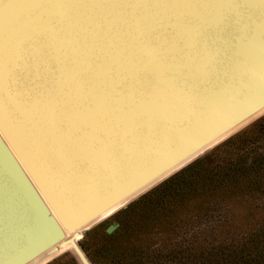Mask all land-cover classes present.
Instances as JSON below:
<instances>
[{"label": "water", "instance_id": "95a60500", "mask_svg": "<svg viewBox=\"0 0 264 264\" xmlns=\"http://www.w3.org/2000/svg\"><path fill=\"white\" fill-rule=\"evenodd\" d=\"M263 109L264 0H0V264H93L82 229Z\"/></svg>", "mask_w": 264, "mask_h": 264}, {"label": "trees", "instance_id": "16d2710c", "mask_svg": "<svg viewBox=\"0 0 264 264\" xmlns=\"http://www.w3.org/2000/svg\"><path fill=\"white\" fill-rule=\"evenodd\" d=\"M113 218L116 230L106 232L95 249L103 264H165L178 257L188 235L196 250L193 264H264V118L217 143ZM120 237L130 238L129 244L117 245ZM156 237L161 244L155 246Z\"/></svg>", "mask_w": 264, "mask_h": 264}, {"label": "rangeland", "instance_id": "374dc122", "mask_svg": "<svg viewBox=\"0 0 264 264\" xmlns=\"http://www.w3.org/2000/svg\"><path fill=\"white\" fill-rule=\"evenodd\" d=\"M260 118H264V111H262L261 113H259L258 115H256L252 119H250L247 123H245L236 132H238L239 130L250 127L255 121H257ZM160 182H158V183H160ZM158 183L150 186L149 188H147L145 191L141 192L136 197H133L127 203L136 199L141 194L145 193L146 191H148L149 189H151L152 187H154ZM127 203H125L124 205H126ZM123 206H121V207H123ZM117 210L101 217L99 220L95 221L94 223H92L91 225H89L88 227H86L80 231L78 241L93 264H103L99 260V258L97 257V253L95 252V249L103 243L104 234L106 232L113 233L116 230L117 224L113 218V214ZM112 225H116V226L111 231H109V228ZM187 237H188L187 242L184 243L182 247L177 248V250L179 251L178 257H176V259L169 260L165 264H193L194 263V259L192 256L196 252V250L195 249L192 250L189 247V245H190L189 240L191 239V237H190V235H188ZM129 239L130 238H128V237H120L118 239V241H116V244L119 246H127L129 244ZM153 241L156 242L155 246L157 245V243L159 245L161 244V243H159V240L157 237L153 238ZM171 246H174V245H171ZM169 247H170V245H168V248ZM168 248L165 249V252H167L169 250ZM41 264H82V262L80 261V259L78 258V256L76 255V253L72 247H66L65 249H63L62 251H60L59 253H57L56 255H54L53 257L49 258L47 261H45Z\"/></svg>", "mask_w": 264, "mask_h": 264}, {"label": "bare ground", "instance_id": "6f19581e", "mask_svg": "<svg viewBox=\"0 0 264 264\" xmlns=\"http://www.w3.org/2000/svg\"><path fill=\"white\" fill-rule=\"evenodd\" d=\"M262 111H264V109H263V110H261L259 113H261ZM259 113H258V114H259ZM258 114H257V115H258ZM110 212H111V211H108V212H106V213H105V214H103V215L105 216V215L109 214ZM70 235H71V233H67V235H66V236H67V237H69ZM67 247H71V246H67ZM65 248H66V247H64V248H61L59 251H57V252H56L55 254H53L51 257H53L54 255H56L57 253H59L60 251H62V250H63V249H65Z\"/></svg>", "mask_w": 264, "mask_h": 264}]
</instances>
